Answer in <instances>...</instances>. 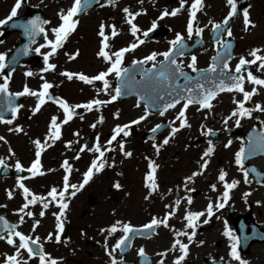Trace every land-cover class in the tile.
<instances>
[{"label": "flooded vegetation", "instance_id": "af4514ba", "mask_svg": "<svg viewBox=\"0 0 264 264\" xmlns=\"http://www.w3.org/2000/svg\"><path fill=\"white\" fill-rule=\"evenodd\" d=\"M193 2L194 0H185L184 6L178 15H169L161 19L160 17L165 10L171 12L177 8H181V0H112V2H110V0H88L85 5H89L90 7L75 18L79 21L76 30L68 37L63 47L56 51L55 55L49 56L47 63L44 57L52 51V49L47 46V42L55 39L52 30L61 25V11L66 13L73 6L74 0H24V3L18 10L17 16L6 25H0V54H6L7 56L21 45L25 38L24 33L27 34L28 37L32 36L25 30V23H29L36 18H39L40 21H47V23L42 24L45 29V35L40 39L37 38L38 40L32 45L34 49H39V54L37 56H32L30 60L25 61L23 64L15 66V68L9 72V85L14 92L19 91L23 83V77L24 82L30 80L34 92H37V79L39 78L47 79L50 81L49 83L53 85V87L49 89L53 99H49L48 104L42 105L38 112L35 111L37 106H34V104L31 105L26 111L24 119L17 121L18 126H16L17 124L14 126H6L3 120L0 121V137H3V139H0V147L2 149L0 151V160L4 162L3 165H0V213L8 217L6 219L5 216H0L3 218V220H0V236L3 237L0 239V264H7V258L10 256H17L18 252L19 255L17 256V260L20 264H25V262L26 264H41L38 255L30 256L27 250L19 248L21 242L19 237L14 235V232H20L25 236L31 237L32 240L38 238V245L31 246L33 248L42 246V251L45 253L46 264H50L51 260L57 261V264H112L113 259L119 264V250L115 249V245L120 240L119 232L121 230L110 233V231H108L110 228L113 226L117 228L121 227V224L131 226L147 225L153 218L163 220L166 216L174 212L175 215H171L168 219L169 226H162L165 229L161 231L160 236L169 241L172 239L174 231L177 230L179 221H182L185 216V213H181V202L177 204L175 197L179 195L182 189L187 191H191L195 187H203L207 190L213 189L215 181L211 178L213 174L211 168H179V163H181V161L177 165H175V163H177L175 161L173 162L175 167L180 170L179 178L177 180H172L170 179V174H166V163L163 160L164 153L167 152L171 146L181 142V138L178 137L181 133L180 130L175 132L174 130L176 126L181 125V120L183 119H178L181 111L178 104H176L174 108H169L167 111H164L163 115L160 114L165 105L169 103L167 98H164V101L167 102L162 103V107L157 110L150 111L144 105H137L138 110L141 112L140 115L134 119L129 117V120H126V122H129L132 126L129 131V138L131 141L138 137L141 138V142L144 144V151L141 153V160L144 161L145 166V170L141 173V188L144 193L143 201L136 200L131 190H125V181L122 179L123 169L117 168L119 163L127 160L124 156L127 151L124 149L121 150L123 154L120 153L122 156L117 160V153L115 151H105V156L103 158L105 161L104 169L100 172H95L94 170L92 179L87 184H83L85 174L89 170L92 162L99 156L98 153L90 149L94 148L97 144L101 146V150H103L104 147L101 143L102 135L101 127L98 125L99 121L94 120V116L86 112L85 108L77 106L83 105L90 93L95 97H99L103 94L115 96V89L118 87L119 78H117L114 72L107 75L106 80L110 85L107 90L104 89L103 81L95 80L91 84L84 82L83 86L80 88L62 86L64 81L78 79V76H73V78L69 80L66 76L61 75V73H70L68 70L73 69V67L70 66L77 61L80 54L85 52L86 48L89 50L93 49L97 65L94 66L93 71L80 67L84 71L78 72L77 74H83L89 78H94L100 73L109 72L111 63L98 55L103 47V37L99 34L101 26H103L105 36L109 37V47L104 49L109 55L121 49L129 48L132 44H138L139 40L144 41L143 44H139L133 51L125 54L121 64L122 69L127 65L133 64L134 61H143L153 53L157 54L155 61H146L138 65L135 70L142 69L146 71L155 64V66H158V73L161 70L170 73L167 81L163 83L158 81L159 92L164 96L169 92H171L172 95L177 92L176 87L181 84L182 81L177 78V75L181 72L180 70L190 75H196L199 71L207 70L206 77L209 75H221L226 73L228 68L222 71V66L224 64V59L229 57V51L226 52L224 50L216 61V72H210L208 68L212 65L214 58L222 47V44L217 43V41L226 42L228 39L227 32L224 31L223 28L214 32L213 25L217 23L223 24L224 19L230 13V5L227 4V0H203V7L197 12L196 22L193 26V34L191 38H189L187 25L190 20L191 5ZM254 2H257L259 5L258 13L257 10L254 9ZM15 3L16 0H0V21L5 20L10 15ZM120 3L121 5H119ZM236 3L238 9L237 15L233 17L230 22L232 33L238 40L234 56L231 60L234 68L239 64L241 58L248 61L253 60L254 57H252L250 53L255 49L260 50L258 55L264 56V19L259 17V13H262L264 2H259L258 0H236ZM125 8L133 14L139 13V15L144 17V23H134L140 29L136 36L132 35L131 26L127 22L122 24L119 20V14L127 15V13L124 12ZM244 10L248 11L251 25H254L249 26L247 30L243 16ZM126 20H128V17ZM153 23H156V28L153 31H149ZM112 26L115 27L119 35L115 37L112 36ZM197 28L203 29L200 35L196 34ZM143 32H149V35L145 37ZM51 33H53V35H51ZM240 33L244 36L243 40L249 36V39H252L254 45L250 43H243L241 45V41L243 40L240 38ZM177 34L184 36V47L180 49V47L177 46L176 50L173 51V46L170 42L176 39ZM169 51H173L172 59H175L176 65L180 66L178 71L175 70L176 65H170L169 62L165 61L162 55ZM181 51L183 54H180ZM74 55L76 58L72 59ZM193 56L196 57L195 67L198 71H193L192 68L189 67L192 63ZM114 59L115 57H113V60ZM259 63L260 62L251 64L250 72L258 79H264V68H260ZM48 64L56 65L55 70H46ZM88 64L92 65L93 63L88 60ZM28 72H31L32 75H26ZM141 75V73L138 74L139 77ZM245 76L246 83H251L247 79V73ZM4 78L5 74L0 73V81ZM199 78L202 79L201 76H199ZM130 83L129 81V85ZM197 83L203 85L207 84V82H200V80H198L196 84ZM145 84L150 86L153 83L150 80H146ZM169 85L171 86L169 87ZM134 89L135 88H131L129 90ZM79 93H81V95L77 97ZM82 95H86V97H82ZM61 100L66 102L70 108L74 109L73 118L66 124L63 123L66 119V113L59 104ZM118 100L121 101L122 99L116 97L114 102L106 105L107 109L120 107L121 103H119ZM187 112L188 109L185 112V117ZM43 115L44 117H42ZM28 117L33 118V120H29ZM41 117L42 119H39ZM53 118L56 119V123L60 128L59 140L50 139L54 131L51 127ZM137 120H140V123L134 124L133 121ZM28 125L33 128L35 135L27 137L28 141L27 144L23 146L24 149L22 147L17 149V147L11 144L12 142L16 143L14 138L12 140V136L15 134V137L16 134L23 131L27 132ZM93 125H95V127H93ZM169 127H171L172 130L169 129ZM154 128L159 129L158 132L152 138L147 139L146 136H149ZM17 129H19V131H17ZM87 131H90V133L83 137L82 134ZM10 132L12 136L9 138L6 136V133ZM187 132H189V130H187ZM247 132L241 135V137H243L242 142L235 143V150L240 152L244 147ZM70 136L79 139L83 138L77 151L66 152L57 150L49 161V168L46 170L45 176L41 175L39 176L41 178H38L30 174L25 178V173L29 171L23 167L31 166L36 156L35 150L37 141L46 145L50 143L57 144L65 137L68 138ZM166 139L168 140L167 144L164 143ZM183 139L186 138L183 137ZM76 144L77 143L74 141V147L66 145L64 149H74ZM41 146L42 145L38 147V151H40L42 155V151L45 152V150H42L44 146ZM51 147L55 148L54 145ZM82 148L84 149L83 151H81ZM110 148L114 149V146L112 145ZM157 149L159 150L157 151ZM129 153H131V156H129L128 159H133L138 155V153H135V147L133 145L130 147ZM169 156L175 158L177 156V151L171 152ZM77 157L79 158L77 159ZM186 159L193 161L195 164L197 160V153L195 150H192ZM138 160L139 158H135V161ZM65 161L68 162L72 169L70 173L63 167ZM17 163L25 170H17ZM150 164L156 166L155 182L157 187L155 191L146 187V177L151 172ZM200 172H202L201 175H193L194 173ZM187 175L188 177H192V179L182 183V178ZM65 176H68L69 190L65 193L63 202L68 204V208L64 210V215L58 220L57 217L61 212V208L59 207V194L64 189ZM164 178L169 179L171 183H164ZM21 183H23V185L35 196L46 197L47 199L44 202L51 201L48 208L45 209L43 204L37 201L34 205L29 204L28 208L21 211L23 206L32 199L31 196H29L27 200L25 199L24 191L19 187ZM116 184H119L120 187L116 188ZM71 185H76V188H72ZM81 185H83V187H81ZM53 188L57 189L56 201H52V198L48 195ZM9 193H11V196ZM73 193H75V195H73ZM124 195L130 198L128 202H125ZM199 197L200 193L194 192L192 197H187L185 207L188 208L192 206L197 202ZM201 197L205 202L208 199L205 195H201ZM189 199H191V204L188 203ZM120 204L126 205L127 213H129L128 218H125L127 213H125L124 210L119 214V211L116 209ZM108 207H115V209L111 210L112 215H110L108 219H104L106 220L105 223L99 221L98 225H96L89 222L91 216L94 219L100 220L104 214H107L104 210ZM134 210L138 212L143 211V217L145 219L140 222L134 221L133 218L135 216L130 213ZM28 212H31L32 215H27ZM41 212H44L43 216H41ZM82 218L84 222L81 220ZM61 221L64 225V231L62 233H60L58 229V225ZM5 222L11 227V232L8 228H5ZM91 230H93L94 233H91L93 232ZM152 231H156V228ZM50 234L52 235L51 240L48 239ZM57 235L60 236L59 242L56 241ZM82 235H88L86 241L79 238V236ZM8 238L13 239L15 244H8ZM85 238L86 237H84V239ZM103 238H107L108 242H103ZM139 239L143 240L145 237H140ZM90 241L91 243L95 242V245L99 248V254L92 252L90 249L83 250L85 244ZM154 244L158 246L157 241H155ZM113 249L115 250L113 251ZM153 249L155 250L156 248ZM67 250H71V254L74 256H67ZM157 250H159V248H157ZM79 252L81 255L76 256ZM110 252L111 255H109ZM138 253V246H135L130 252L131 258L140 259L141 256ZM83 255H89L95 259V261L87 263ZM181 255L182 253L180 252V256ZM193 257H195V253H192L190 258L185 260V264H192L191 259ZM98 258L99 260H97ZM178 259L175 260L174 264H176ZM134 264H137V262L135 261Z\"/></svg>", "mask_w": 264, "mask_h": 264}, {"label": "snow or ice", "instance_id": "6c2138e0", "mask_svg": "<svg viewBox=\"0 0 264 264\" xmlns=\"http://www.w3.org/2000/svg\"><path fill=\"white\" fill-rule=\"evenodd\" d=\"M110 2H112V0H110ZM24 3V0H16V3L13 7V9L11 10L10 15L3 21H0V25H6L9 21H11L14 17L17 16L18 14V10L21 8L22 4ZM185 3V0H181V8H177L171 12H168L167 10H165L162 14V16L160 17L161 19H163L166 16H176L180 13L181 9L183 8ZM227 4L230 5V13L229 15L224 19L223 24H214L213 25V31H219L221 30L223 27H226L229 24V21L233 19V17H235L237 15V3L236 0H227ZM203 7V0H194V2L191 5V12H190V20L189 23L187 25V32H188V36L189 38H191L192 34H193V26L196 22V18H197V12H199ZM84 11V3L83 0H74L73 6L65 13L63 11H61L60 13V19L62 21L61 25L55 29H53V33L55 36L54 40H49L47 42V46H49L52 51L49 52L48 54L45 55L44 59L45 62L47 63L49 56H53L55 55L56 51L63 47V44L67 41L68 37L76 30L79 21L77 19H75L77 16H79L82 12ZM124 12L127 13V15L130 17V19L127 20V23L131 26V33L133 36H136L137 32L140 31V29L136 26V24L133 23V21L135 20L136 16L139 15V13L133 14L131 12H129V10L127 8L124 9ZM243 16H244V22H245V27L246 30L249 26H254L251 25V21L249 18V13L247 10L243 11ZM47 23V21H40L39 18H36L32 21H30L27 25H25V30L32 36H35L39 33H44L45 29L44 27H42V24ZM156 28V23H153L152 28L149 31H153ZM203 29H196V34L200 35L202 33ZM100 36L103 37V47L101 49V51L98 53L99 56L103 57L106 61L111 63V68L109 69V72L107 73H100L99 75H97L94 78H89L83 74H73V73H61V75L66 76L69 80H71L73 78L74 75L78 76V79H80L81 81H84L85 83H93V81H103L104 83V89L107 90L109 88V83L106 80V76L109 75L110 73H115L117 78H123L125 73L128 72V69H122L121 68V64L123 62V58L125 56L126 53L133 51L136 47L139 46V44H143L144 41L143 40H139L138 44H132L129 48H125V49H121L117 52L112 53V55H109V53L107 51H105L104 49H107L109 47L108 44V40L109 37L105 36L104 34V29L103 26H101V31H100ZM116 35H119V33L116 31L115 27L112 26V36L115 37ZM143 35L145 37H147L149 35V32H143ZM227 35L229 37L232 36V32L230 29L227 30ZM139 39V38H138ZM173 46V51L176 50V47L179 46L180 49H183L184 47V36H182L181 34H177L176 39L170 42ZM217 43H221L222 47L225 49L226 52H228L232 45L230 43H226V42H221V41H217ZM37 52H39V49H36ZM173 51H169L166 53H163L162 55L165 58V61L169 62L170 65H176V61L175 59H172L173 56ZM260 50L259 49H255L253 51H251L250 55L252 57H254L253 60L248 61L244 58H241L239 61V64L236 66L235 72L236 73H242V70L245 69V66L248 64H256L257 62L259 63V67L260 68H264V56H260L258 55V52ZM180 54H183L182 51L180 52ZM78 55V53H77ZM156 53H153L152 55L146 57L145 61H134L133 64H143L146 61H155L156 60ZM113 57H115V59L113 60ZM75 55L72 56V59H75ZM7 59L6 54H0V73H2L4 71V69L7 67V64L5 63ZM216 58H214L215 60ZM196 64V57H192V63L189 65V67L192 68L193 71H198L195 67ZM153 67L155 68V64L153 65ZM163 67V65H162ZM179 65H176L175 70L178 71L179 70ZM227 63L225 62L222 66V71L223 69H227ZM56 68V65L54 64H48L47 65V69L46 70H52L54 71ZM217 70V65L214 63L212 65V67L208 70L210 72H216ZM182 75H185L183 73H181ZM26 75L31 76L32 73L28 72ZM169 75L170 73H167L163 70L159 71V73H153L151 70H146L143 73L144 79L145 80H152V79H156L158 81H160L161 83L167 81L169 79ZM228 80L231 81L230 85L225 84L223 81H221L219 83V85L217 86V90L216 91H212V90H205L204 89V85L203 84H197V88L202 90L200 93L197 94H193V90L190 88H185L184 91L188 93V95L186 97H184L185 99V103H184V107L183 109L180 111L179 113V117L183 118L181 120V127H190V125L187 124L186 122V117H185V112L187 110V108L193 104H199L202 108H211L212 104L211 101L213 99L216 98L217 94L219 91H238L240 93H243V98H244V102H247L251 99V97L253 95L256 94L255 89H253L252 92H247L244 89V80L245 77L244 75H239V76H228L227 77ZM5 79L7 80V77H5ZM190 79V78H189ZM247 79L249 82H251L254 85H261L264 86V79H258L257 77H255L252 72H248L247 73ZM122 84L123 87H127V84L123 83L122 80ZM171 85H169L170 87ZM53 87L52 84L45 82L42 85V91L40 92H34L29 90L27 87H25L24 92L19 93L18 95H32V96H37L39 103L37 105V108L35 109V111H39L40 107L46 102L45 98L48 99H53L50 95L49 89H51ZM7 92V83H5L4 85L0 86V93H5ZM122 93V87H117L115 89V96H113V99H115L116 97L120 96ZM169 96L172 95L171 92L168 93ZM144 97L142 96L141 99H143ZM160 99H163V96L160 97ZM180 94L177 93L176 94V98L172 99L169 103H167L163 109V111H161V115H163L164 111H167V109L169 108H174L176 106V104L180 103ZM236 102V101H234ZM244 102H237L238 103V108L239 111H234L232 113V116H250V110L245 108L244 106ZM102 103H106L100 100H95L93 102H90L88 104H84V105H79L77 107H83L89 111H91L94 107V105H100ZM60 107L63 108L64 112L66 113V119L63 121V123H68L69 120H71L73 118V112L74 109L70 108L68 106V104L64 101H59ZM13 112L17 111V109L12 108L11 109ZM256 110H264V108H261V106L257 105ZM144 119V118H141ZM229 119H231V117H229ZM6 123H11V121H4ZM102 122V119H101ZM134 124H138L140 123V120L137 121H133ZM225 123H227V121H225ZM239 124V120H237V125ZM51 127L52 129H54V131L51 134L50 139H55V140H59L60 139V128L56 123V119L53 118L52 122H51ZM93 127H95V125H93ZM130 127V125H125L123 127L118 126L114 132L115 134L111 137V140L108 141L109 144L112 143V141H115L117 139L118 136H120L121 133H123L124 136L129 135V133L127 131H125V128ZM159 127V126H157ZM157 129L154 128L152 131L155 132ZM17 131H19V129H17ZM175 131H179V129H175ZM174 134V133H173ZM0 139H3V137H0ZM37 145H40V142L37 141L36 142ZM165 144L168 143V140L166 139L164 141ZM209 143L211 144V141H209ZM42 147V146H41ZM121 149H123L124 145L121 144L120 145ZM84 149L82 148L81 151H83ZM93 152H96L99 154V156L97 157L96 160H94L89 168V170L87 171V173L85 174V178L83 181V184H87L93 177L94 175V170L95 172H100L104 169L105 167V161H104V156H105V152L101 150V146L99 144H97L94 148L90 149ZM109 151H112L113 149H108ZM159 149H157L158 151ZM214 149L212 147H209L207 149V151L204 153L205 157L210 156L213 153ZM41 152L37 151L36 156L37 159L35 160V162L32 164V166L27 169V171L31 172L33 174V176L36 175H43L44 173L40 171L41 168V162H40V157ZM126 156H131V153H125ZM79 157H77L78 159ZM243 161H244V149L242 148L240 150V152H238L236 154V163L238 165H240L241 169H243ZM3 160H0V165H3ZM207 161H205V163L202 165V168H206L207 167ZM63 167L65 168V170L67 172H71L72 169L69 166L68 162L65 161L63 164ZM151 167V172L150 174L146 177L147 183H146V187H148L149 189H151L152 191L156 190V182H155V172H156V166L154 164H150ZM17 170L19 171H24L25 169H23L21 167V165L19 163H17L16 165ZM202 172L200 173H194L193 175H201ZM247 175L248 173L245 172V182H247ZM227 176V173L221 171V174L219 176V180L220 181H225ZM189 180L192 179V177L188 178ZM239 182L238 181H233L232 183H225L224 187L226 189V191L223 193V198L225 200H227L229 198V191L233 188H235L237 186ZM20 188L23 189L24 191V196L25 199L27 200L29 196L32 197L31 200L28 201V203H26L23 208L21 209V211H23V209L28 208L29 204H35L37 201H40L43 204V207L45 209L48 208L49 206V202H44L47 198L46 197H38L35 196L34 194H32L29 189H27L23 183H21L19 185ZM72 188H76V185H71ZM81 187H83V185H81ZM116 188H119L120 185L116 184L115 185ZM215 186H213L214 188ZM69 190V184H68V176H65L64 178V189L62 192H60L59 196H60V203H59V207L61 208V212L59 213V216L57 217V219L59 220L60 217H62L64 215V210H66L68 208V204L63 202L65 193H67ZM9 195L11 196V193H9ZM51 198L52 201H56L57 200V189L53 188L49 194H48ZM73 195H75V193H73ZM247 195V194H246ZM188 203L191 204V199L188 200ZM177 204H179V201H177ZM224 207V205L218 204L217 208H222ZM27 215L31 216L32 213L28 212ZM44 215V212H41V216ZM171 215H175V213H171L168 216H166L163 220L160 219H156L153 218L152 221L144 226V229H135L133 228L131 225H124L122 229H118L117 227L113 226L112 228H110L108 231H110V233H115L118 230H122L123 233L125 234L119 241L118 243L115 245V249H120L121 251H123L126 247H130V235L129 234H133V233H140L143 231H147V232H151L152 230H154L156 227L160 226L161 224L165 227H168V219L170 218ZM205 213L201 212V213H191L189 212L186 216H185V220L187 221V227L188 228H192L195 229L197 227V221L200 219L201 216H204ZM214 215L213 213V206L212 204H209L208 208H207V216L209 218H211V216ZM0 220H3L2 217H0ZM208 219L204 220V223H208ZM38 224V222H37ZM5 228H8L9 231L11 232V227L7 225V222H5ZM58 229L59 232L62 233L64 231V225L63 222L61 221L58 225ZM195 231H193L191 234H189L186 231H182L179 232L177 235L178 236H186L189 240H192V238L195 236ZM14 235L19 237L20 240V244H19V248L25 249L27 250L28 254L30 256L33 255H38L39 259L41 261V264H46V258L45 255L43 254L42 251V246H38L37 248H33L31 245H38V238L36 240H32L31 237L25 236L23 234H21L20 232H14ZM225 235H227L230 239H232L234 242L231 246V257L234 260H237L240 262V264H245L244 261L241 260V257L237 251L238 245H239V238L235 237L232 235V233L230 231H226ZM3 237L0 236V239H2ZM49 240L52 239V235L50 234L48 237ZM56 241L59 242L60 241V236L57 235L56 236ZM7 243L10 245H14L15 241L11 238L7 239ZM202 243V242H201ZM176 245H179V250L182 253V255L179 257V259L176 261V264H180V262L187 256L188 254V244H184L182 243L179 239H177L175 241V244L173 245V249H175ZM113 249V251L115 250ZM142 258L146 257V254L144 252V250L141 248L139 250L138 253ZM19 255V252L17 253V256ZM109 255H111V252L109 253ZM17 256H10L7 258V264H20V262L17 260ZM26 264V262H25ZM50 264H57V261L55 260H51ZM112 264H117V261L115 259H113ZM161 264H163V262H161Z\"/></svg>", "mask_w": 264, "mask_h": 264}, {"label": "rangeland", "instance_id": "374dc122", "mask_svg": "<svg viewBox=\"0 0 264 264\" xmlns=\"http://www.w3.org/2000/svg\"><path fill=\"white\" fill-rule=\"evenodd\" d=\"M258 1L259 2H264V0H258ZM258 6H259L258 3L254 2V9L257 10V13L259 12L258 11V9H259ZM262 7H263L262 8V13L261 14L259 13V17L261 19H264V6H262ZM243 37H244L243 34L240 33L241 40H243ZM243 43H245V44L250 43V44L254 45L252 39H249V36H247L243 41H241V45ZM252 45H250V46H252ZM88 60L91 61L93 64L89 65L88 64ZM96 65H97V61H96V58L94 57L93 49L89 50L88 48H86L85 52L80 54V56L77 58V61L74 62L73 65H71L70 67H73V68L82 67V68H85V69H87L89 71H93L94 70L93 68ZM59 85H60V83H59ZM62 86H72V87H75V88H80L83 85L80 82L76 81V80H72V81H64ZM80 95H81V93H79L77 95V97H80ZM88 96H91V93ZM82 97H86V95H82ZM122 107H123V109H125V103H123ZM139 112H140V110H131L130 108H129V112L127 110H122L121 118L117 119L115 111L109 109V111L106 112L107 118H108V122H106V124L107 125H111L112 122H114V121H117V120L121 121L123 119H128L129 117H132V116H134L135 114H137ZM96 114L98 115V113H96ZM122 115H123V117H122ZM42 117H44V115ZM42 117L39 118V119H42ZM28 119L29 120H33V118H30V117H28ZM29 123H31V122H29ZM103 129H104L103 130L104 132H106V131L108 132L109 131V129H107V128H103ZM27 130H28L27 132L23 131V132H21L19 134H16L15 137H14L15 134L12 136V140L14 138V140L16 142H18V143L12 142L11 144L13 146L17 147V149H19L20 142L21 143H24V142L27 143V141H28L27 137H31V136L35 135L34 132H33V128L30 125L27 126ZM188 136H189L188 134H185L183 137H188ZM80 140H82V139H79L78 142ZM131 145H133L135 147V153H138V155L135 158H139V160L135 161V158H133V159H127L125 161V164L123 165L124 167H123L122 179L125 181V186H126L125 190H131V192L135 196L136 200L143 201V194L144 193H143L142 188H141V173L145 170V166H144V161L141 160V158H142L141 157V153L144 151V149H143L144 148V144L141 142V138L136 137L135 139H133ZM198 146H201V145H198ZM198 146L195 145L193 150H195ZM129 147H130V144H129ZM177 147H179L180 150H177ZM74 150L75 149H73V151ZM174 151H177L179 153V161L177 163H175V165H177L183 158L189 156V153H188V150L185 149V147H184V145L182 143L181 144L177 143V144L171 146L168 149V151L164 153L163 160L166 163L165 172H166V174H170V179L177 180L179 178V176H180V170H178L175 167L174 163H173L177 159L173 160L171 158V156H169L170 153L174 152ZM199 151L200 150H196L195 151L197 153V155H198ZM222 153L225 154V153H227V151L221 150L218 153L216 158H220ZM216 158H215V160H216ZM224 164H226V163L224 162ZM183 165H184V162L179 163V168L180 167L182 168ZM164 179H165L164 183H171L169 181V179H167V178H164ZM119 195H120V191H119ZM258 195L260 196L261 199H263V201H262V204L260 206H257L255 208V211L261 218L264 219V191L263 190L259 191ZM201 198L198 199V200L200 201ZM129 199H130L129 197H126L124 195L125 202H128ZM245 206H246V204L242 205L243 210H245ZM112 209H115V207L114 208L113 207L105 208L104 211H106L107 214H104L100 220L94 219L91 216L90 219H89V222H91L92 224H96V225H98L99 221H101L102 223H105L106 220H104V219H108L110 217V215H112V213H111ZM116 209L119 211V214H121V212L123 210H124L125 213H127V208H126L125 204H120L119 207L116 208ZM77 210H78V208H77ZM130 213L133 214V216H135L133 218V220L136 221V222H140V221H143L145 219L143 217V214H144L143 211H139L138 212V211L134 210V211H131ZM128 214L129 213H127L125 218H128ZM79 216H82V215H79ZM81 220L84 222L83 218ZM95 229H96V227H95ZM93 230H94V228H93ZM93 230H91V231H93ZM91 233H94V231L91 232ZM88 235H86V236L82 235V236H79V238H82L83 240L86 241ZM84 237H86V238L84 239ZM85 249H90L94 253H98V254L100 253L99 248L95 245V242L91 243V241H90L87 244H85V246L83 247V250H85ZM66 254H67V256H70V257L74 256V255L71 254V250H67ZM79 255H81L80 252L78 254H76V256H79ZM252 255L254 257V261H253L254 263L253 264H264V255H262V254L259 255L257 252H254ZM83 256L85 257L87 263L88 262L92 263V262L95 261V259H93L89 255H83ZM97 260H99V258Z\"/></svg>", "mask_w": 264, "mask_h": 264}]
</instances>
